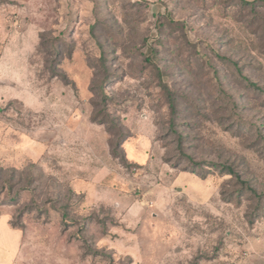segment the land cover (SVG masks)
<instances>
[{
  "label": "rangeland",
  "instance_id": "rangeland-1",
  "mask_svg": "<svg viewBox=\"0 0 264 264\" xmlns=\"http://www.w3.org/2000/svg\"><path fill=\"white\" fill-rule=\"evenodd\" d=\"M248 187L264 194V0H0L12 264H264Z\"/></svg>",
  "mask_w": 264,
  "mask_h": 264
},
{
  "label": "crops",
  "instance_id": "crops-1",
  "mask_svg": "<svg viewBox=\"0 0 264 264\" xmlns=\"http://www.w3.org/2000/svg\"><path fill=\"white\" fill-rule=\"evenodd\" d=\"M22 247L23 231L12 227L8 219L0 223V264L16 262Z\"/></svg>",
  "mask_w": 264,
  "mask_h": 264
},
{
  "label": "trees",
  "instance_id": "trees-1",
  "mask_svg": "<svg viewBox=\"0 0 264 264\" xmlns=\"http://www.w3.org/2000/svg\"><path fill=\"white\" fill-rule=\"evenodd\" d=\"M244 4L246 5V2H244ZM252 5H254V3H251L249 6H252ZM254 85V84H253ZM166 91H167V89H166ZM167 96H168V101H169V104H170V108H171V111L172 112H174V100H173V98H172V96H171V94L169 93V92H167ZM93 121H96V118H95V116L93 117ZM100 124H108V122H105V121H101V122H99ZM108 132L110 133V135H113V129L112 128H110V127H108ZM123 141H124V139H118L117 141H116V143H115V149H118L119 147H120V145H122V143H123ZM115 153H117V152H115ZM218 171V173L219 174H221V175H230V176H232L236 181H238L240 184H242V185H245V183L244 182H241L240 181V177H239V175L235 172V170L232 168V167H230V166H225V165H222V166H219V169L217 170ZM206 177V175H202L201 176V178L203 179V178H205ZM252 194H254L255 196L256 195H258L257 193H256V191L255 190H253V189H251V188H247ZM258 196H263L264 197V194H259ZM11 226L12 227H14V228H17L15 225H13V224H11Z\"/></svg>",
  "mask_w": 264,
  "mask_h": 264
}]
</instances>
